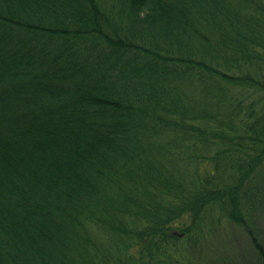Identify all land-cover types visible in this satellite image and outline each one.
Listing matches in <instances>:
<instances>
[{
  "label": "trees",
  "instance_id": "obj_1",
  "mask_svg": "<svg viewBox=\"0 0 264 264\" xmlns=\"http://www.w3.org/2000/svg\"><path fill=\"white\" fill-rule=\"evenodd\" d=\"M263 220L264 0H0V264H190L227 222L264 264Z\"/></svg>",
  "mask_w": 264,
  "mask_h": 264
},
{
  "label": "rangeland",
  "instance_id": "obj_2",
  "mask_svg": "<svg viewBox=\"0 0 264 264\" xmlns=\"http://www.w3.org/2000/svg\"><path fill=\"white\" fill-rule=\"evenodd\" d=\"M203 241V249L189 256L190 264H261L251 238L232 222Z\"/></svg>",
  "mask_w": 264,
  "mask_h": 264
}]
</instances>
